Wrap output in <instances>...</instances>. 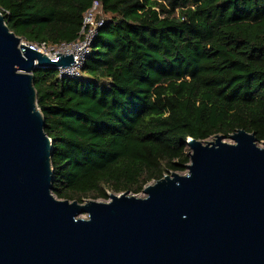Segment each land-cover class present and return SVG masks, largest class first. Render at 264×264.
Here are the masks:
<instances>
[{"label": "trees", "instance_id": "obj_1", "mask_svg": "<svg viewBox=\"0 0 264 264\" xmlns=\"http://www.w3.org/2000/svg\"><path fill=\"white\" fill-rule=\"evenodd\" d=\"M94 0H0L24 41L81 37ZM104 24L81 76L34 72L52 140L53 195L142 192L191 162L190 139L264 143V0H98Z\"/></svg>", "mask_w": 264, "mask_h": 264}, {"label": "water", "instance_id": "obj_2", "mask_svg": "<svg viewBox=\"0 0 264 264\" xmlns=\"http://www.w3.org/2000/svg\"><path fill=\"white\" fill-rule=\"evenodd\" d=\"M56 56L0 13V264H264V148L246 130L235 144L190 139L188 174L165 175L146 198H55L34 72L74 63Z\"/></svg>", "mask_w": 264, "mask_h": 264}, {"label": "built area", "instance_id": "obj_3", "mask_svg": "<svg viewBox=\"0 0 264 264\" xmlns=\"http://www.w3.org/2000/svg\"><path fill=\"white\" fill-rule=\"evenodd\" d=\"M104 24V17L101 11V4L98 0H94L92 8L84 15L83 28L81 37L71 43H64L59 47H53L55 52L51 55L44 53L42 48H48L46 45H33L35 49L48 55L53 61H58L56 55H72L74 63L68 67H58L60 78L78 79L81 76L82 69L90 56L94 41L96 40L99 29ZM40 48V49H39Z\"/></svg>", "mask_w": 264, "mask_h": 264}, {"label": "rangeland", "instance_id": "obj_4", "mask_svg": "<svg viewBox=\"0 0 264 264\" xmlns=\"http://www.w3.org/2000/svg\"><path fill=\"white\" fill-rule=\"evenodd\" d=\"M39 49H40V48H39ZM42 50H43L44 53H47V54H49V55H51V54H53V53L55 52V49H52L51 47H48V48H46V49L42 48ZM215 140H216L215 138H211L210 140H208V142H215ZM223 141H224L225 143L235 144V141H234L231 137L224 138ZM258 144H259L260 147H263V148H264V143H258ZM188 148H189V154H190V153L192 152V148H191L190 146H189ZM190 163H191V162H190ZM190 163H189V164H190ZM188 172H189V170L185 167V170H183V171L171 172V173L168 174V175H171L172 173H177V174H179V175L185 176V175L188 174ZM152 184H154V182L148 184V186H149V185H152ZM112 195L120 196V195H122V194H114V193H110V194H109V199H108V200H98L97 202H106V203H108V202L111 201V196H112ZM129 195H131V196H135V197H138V198H146V197H147V194L144 192V190H143L142 192L138 193V194L129 193ZM55 198H56V197H55ZM84 203H85V202H84ZM79 217H80V218H83V219H87V218H88V215L85 213L84 215H81V216H79Z\"/></svg>", "mask_w": 264, "mask_h": 264}]
</instances>
